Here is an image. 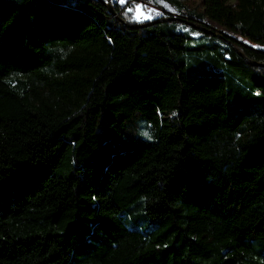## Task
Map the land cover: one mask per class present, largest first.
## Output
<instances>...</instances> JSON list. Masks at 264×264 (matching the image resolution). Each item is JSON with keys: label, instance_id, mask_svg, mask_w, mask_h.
<instances>
[{"label": "trees", "instance_id": "1", "mask_svg": "<svg viewBox=\"0 0 264 264\" xmlns=\"http://www.w3.org/2000/svg\"><path fill=\"white\" fill-rule=\"evenodd\" d=\"M188 1L0 0V264H264V0Z\"/></svg>", "mask_w": 264, "mask_h": 264}, {"label": "rangeland", "instance_id": "2", "mask_svg": "<svg viewBox=\"0 0 264 264\" xmlns=\"http://www.w3.org/2000/svg\"><path fill=\"white\" fill-rule=\"evenodd\" d=\"M119 3H120V0H117ZM128 0H126V2L122 5H125L127 3ZM121 4V3H120ZM188 6L192 9H198V10H201L202 7H201V0H189L187 2ZM141 8L139 9V11L137 10V8L134 9L133 11V16L139 14L140 15V20L137 21L136 19H134L135 21L137 22H145V21H151V20H154V19H157L159 15L162 14V11L158 8H155L153 6H149L147 4H140ZM162 8H164V10H166V12L168 14H172L173 16H177V14L174 13V11L169 8V7H165L164 4L162 5ZM159 13V14H157ZM144 15H151L153 18L152 19H143V16ZM205 24L207 25V30H211V29H214L216 30L217 32L218 31H222L220 28H217L211 21L207 20L205 22ZM243 42H245L247 45L249 46H252L254 47L255 45H253L252 43L248 42V41H245L243 40ZM256 47V46H255ZM254 47V48H255Z\"/></svg>", "mask_w": 264, "mask_h": 264}, {"label": "water", "instance_id": "3", "mask_svg": "<svg viewBox=\"0 0 264 264\" xmlns=\"http://www.w3.org/2000/svg\"><path fill=\"white\" fill-rule=\"evenodd\" d=\"M108 8H109V10L111 11V13H112V15L113 16H116L115 15V12L113 11V9H112V7L111 6H109L108 5ZM162 15V14H161ZM161 15H159L158 16V18L161 16ZM154 19L153 21H151V22H148V23H146V24H139L137 27L138 28H142V27H145V26H149V25H151L152 23H154V22H156V21H170V20H178V21H181V22H184V23H188L189 21L187 20V19H185V18H180V17H168V18H164V19ZM199 28V27H198ZM199 29H202V30H204V31H209V30H207V29H205V28H199ZM245 60H246V62L249 64V65H253V66H255V65H257L255 62H252V61H250V60H248V59H246L245 57H243Z\"/></svg>", "mask_w": 264, "mask_h": 264}, {"label": "snow or ice", "instance_id": "4", "mask_svg": "<svg viewBox=\"0 0 264 264\" xmlns=\"http://www.w3.org/2000/svg\"><path fill=\"white\" fill-rule=\"evenodd\" d=\"M126 2V0H120V3L121 4H124ZM161 2H163V0H161ZM165 7H168V5H164ZM141 8V6L140 5H137V10L139 11V9ZM133 11V9H131V8H129L128 9V12H132ZM157 14H159V13H157ZM140 15L139 14H137V15H135V16H133V19H136L137 21H139L140 20ZM153 17L151 16V15H144L143 16V19H145V20H147V19H152ZM185 31H187V29H184ZM198 35V34H197ZM255 47V46H254Z\"/></svg>", "mask_w": 264, "mask_h": 264}, {"label": "built area", "instance_id": "5", "mask_svg": "<svg viewBox=\"0 0 264 264\" xmlns=\"http://www.w3.org/2000/svg\"><path fill=\"white\" fill-rule=\"evenodd\" d=\"M113 1H117V0H113Z\"/></svg>", "mask_w": 264, "mask_h": 264}]
</instances>
